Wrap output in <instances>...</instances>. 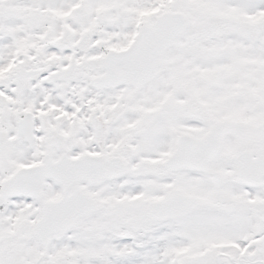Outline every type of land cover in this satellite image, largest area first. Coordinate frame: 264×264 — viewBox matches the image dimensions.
Wrapping results in <instances>:
<instances>
[{"label":"snow or ice","instance_id":"obj_1","mask_svg":"<svg viewBox=\"0 0 264 264\" xmlns=\"http://www.w3.org/2000/svg\"><path fill=\"white\" fill-rule=\"evenodd\" d=\"M0 264H264V0H0Z\"/></svg>","mask_w":264,"mask_h":264}]
</instances>
